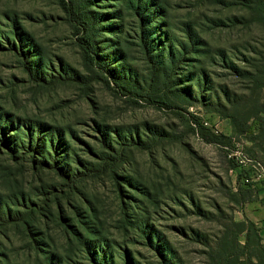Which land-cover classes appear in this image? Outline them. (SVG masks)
Returning a JSON list of instances; mask_svg holds the SVG:
<instances>
[{
  "label": "rangeland",
  "instance_id": "obj_1",
  "mask_svg": "<svg viewBox=\"0 0 264 264\" xmlns=\"http://www.w3.org/2000/svg\"><path fill=\"white\" fill-rule=\"evenodd\" d=\"M260 118L264 0H0V264H227Z\"/></svg>",
  "mask_w": 264,
  "mask_h": 264
},
{
  "label": "trees",
  "instance_id": "obj_2",
  "mask_svg": "<svg viewBox=\"0 0 264 264\" xmlns=\"http://www.w3.org/2000/svg\"><path fill=\"white\" fill-rule=\"evenodd\" d=\"M83 24L85 27L87 26L85 22H83ZM258 121H259L258 126H256L255 129H253L255 133L254 137L252 136L249 138V142L251 143V145L257 143L260 133L261 135L264 134V118L263 119L260 118ZM250 130H251V127H247V131L245 135L249 133ZM218 137L224 140L228 139L225 136H218ZM251 159L256 160L264 165L263 162H261L260 160L256 158H251ZM230 164L235 169L240 168L239 177L243 181V184L239 189L245 190L243 187L256 188L258 186H261L264 189V180H260L256 182L254 181L251 183L245 182L244 179L246 177L247 179H251V175H252L251 168L249 167L245 168L235 161H230ZM242 225L244 227L241 231V234L246 233V240L244 244L239 243V249L234 250L232 254H229V255L227 254L228 256L225 255L222 258V260L224 261L226 260L227 264H229L231 261L233 262L232 264H254L253 258L255 257L257 258L259 264H264V246L261 244V237H260V234L258 233L257 227L255 226V224L250 223V222L247 224L242 223Z\"/></svg>",
  "mask_w": 264,
  "mask_h": 264
},
{
  "label": "crops",
  "instance_id": "obj_3",
  "mask_svg": "<svg viewBox=\"0 0 264 264\" xmlns=\"http://www.w3.org/2000/svg\"><path fill=\"white\" fill-rule=\"evenodd\" d=\"M245 190L239 189L241 193L249 194V198L246 199V206L250 209H254L255 215L247 217L246 220H243L244 223H253L258 229V233L261 237V244L264 246V189L261 186L256 188L243 187ZM257 209L263 210V215L257 213ZM256 210V211H255ZM244 234V240H246V233ZM244 244V243H243ZM254 264H259L257 258H253Z\"/></svg>",
  "mask_w": 264,
  "mask_h": 264
},
{
  "label": "built area",
  "instance_id": "obj_4",
  "mask_svg": "<svg viewBox=\"0 0 264 264\" xmlns=\"http://www.w3.org/2000/svg\"><path fill=\"white\" fill-rule=\"evenodd\" d=\"M203 126L207 129H210L214 134L216 135H222V131L216 126H212L208 121L203 120L202 121ZM230 159L235 160L238 164L242 165L243 167H249L252 169V175L251 179H247V177L244 179L245 182L251 183L256 182L260 180H264V165L256 160H253L251 158H248L245 154V148L241 147L239 149H236L235 152L231 153L229 155Z\"/></svg>",
  "mask_w": 264,
  "mask_h": 264
}]
</instances>
